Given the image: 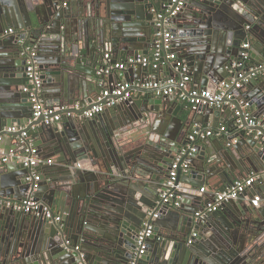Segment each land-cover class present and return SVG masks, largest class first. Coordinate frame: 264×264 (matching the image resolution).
I'll list each match as a JSON object with an SVG mask.
<instances>
[{
	"label": "water",
	"instance_id": "1",
	"mask_svg": "<svg viewBox=\"0 0 264 264\" xmlns=\"http://www.w3.org/2000/svg\"><path fill=\"white\" fill-rule=\"evenodd\" d=\"M61 2L0 0V30H20L19 36L37 49L44 105L61 109L80 99L87 102L84 109L90 108L91 93L134 83V72L139 86H132L130 96L108 114L80 118L82 110L72 109L64 122L45 125L42 118L33 119L22 91L27 82L25 45L16 35L0 39V150L28 149L52 160L38 168L34 196L53 216L49 221L4 204L25 198L28 168L0 159V264H264V178L252 190L262 194L259 207L229 201L202 219L195 212L205 196L183 190L215 181L221 191L251 173H264V135L255 136L256 129L243 117L238 122L232 115L225 124L228 133L217 141L203 139L199 146L198 140L188 139L193 130H204L201 126L216 128L215 117L227 106L238 109L239 97L264 125V74L251 78L245 91L235 90L234 98L220 107L193 108L173 101L174 95L155 97L154 89L143 86L150 80L147 74L156 78L155 71L136 64L98 75L104 67L99 59L102 51L113 58L150 57L157 30L154 15L171 0H70L67 7ZM37 11L42 19L32 17ZM167 22L172 51L186 61L193 85L236 78L241 71L248 73L253 61L264 60V0H184ZM246 39L249 48L240 47ZM245 50L248 60L236 65ZM81 73L88 80L74 84ZM10 127L15 130L8 132ZM191 147L195 152L188 156ZM182 152L189 172H178L176 183L182 187L174 192L181 198L163 204L164 181ZM79 161L97 169L74 168ZM150 212L157 213L154 220ZM146 219L154 225L153 234L144 252L133 257Z\"/></svg>",
	"mask_w": 264,
	"mask_h": 264
},
{
	"label": "built area",
	"instance_id": "2",
	"mask_svg": "<svg viewBox=\"0 0 264 264\" xmlns=\"http://www.w3.org/2000/svg\"><path fill=\"white\" fill-rule=\"evenodd\" d=\"M184 0H171V4L167 6L164 12H158L154 15V22L157 30L154 32L153 39V51L148 56H129L123 61H112L110 54H105V65L97 73L98 75L110 74L116 70H124L128 65L140 64L142 67L149 68L155 71L160 68L161 65L169 63L172 69V75H168L162 79L153 78V74H149V81L143 84L146 88H152L155 93L159 96H169L174 95L179 102L189 105L190 107H198L203 105H211L215 107H220L222 104L234 98V91L242 89L244 84L248 83L251 78H255L258 75L264 74V60L250 67L248 73L241 71L238 77L231 78L227 81H221L217 84L209 86H197L190 82V75L188 66L184 59L178 58L176 53L172 51V40L173 34L167 22L168 18L175 16L183 7ZM16 35V30L12 27L4 28L0 31V38H6L8 36ZM21 42V41H20ZM249 43L244 42L242 48H249ZM25 52L28 54L25 75L27 77V82L22 88L24 93L28 95V101L31 103L33 111V119L42 118L45 125H51L60 121L62 113L57 110L58 108H50L44 105L43 98L41 96L42 91V80L41 72L38 69V65L35 58V49L27 46ZM249 58V52L247 50L241 52V61L236 65H242V63ZM132 86H139L138 83L123 82L116 84L112 89H104L93 100L94 105L90 108L84 109L85 107L79 103L72 105L65 115L71 116L72 109L82 110L78 117L90 118L96 114L101 113L105 108L113 107L119 102L127 99L130 96V88ZM239 108L233 109V115L237 117V121L240 122L239 117H243L247 124L254 127L255 136L264 135V125L262 122L253 116L252 111L248 108L247 102L239 97L238 99ZM68 109V108H66ZM262 127V129H260ZM8 132L14 131V127L6 129ZM223 133H228V128L226 125H221L216 128L209 130H193L189 135L188 139L190 141H195L204 136L210 135H220ZM22 136L26 135V132L21 133ZM2 136H0V139ZM264 140V136H262ZM195 152V148L190 149L188 156H191ZM184 152L176 154L168 173V177L164 181L166 190L160 195L163 204L168 203L172 198L180 199L181 197L175 194L174 190L180 189L182 186L176 183L178 178V172L181 171L183 174L189 172V162L185 157H183ZM0 159L2 162L17 161L21 162L23 167L28 168V172L24 176V181L29 185L28 192L23 200L18 202L7 201L4 204L18 211H23L25 213H34L36 215H42L45 219L53 218L52 214L49 212L48 207L35 198L34 193L39 187V172L38 167L41 165L51 164V159H44L38 155L30 153L28 149L25 153L16 151L11 148L6 153L0 150ZM79 165V164H78ZM264 177V173L262 174ZM260 178V175L253 174L243 179H239L233 182L225 189L218 191L215 190L211 193L210 197L205 200L204 205L201 209L195 212L196 219H202L209 215L210 213L216 212L221 209L224 203L229 201L238 200L245 192L253 187L255 182ZM183 190L194 192L198 195H202L206 192L205 186L199 187L197 190L184 188ZM3 201L0 200V203ZM263 202V197L261 193L251 194L248 198V203L252 207H259ZM178 205V202H175ZM151 220L157 217V213H149ZM55 220H58V216H54ZM154 225L148 219L143 222L142 228L138 232L136 239V247L133 251V257H137L144 252L147 248V240L153 234ZM190 242V240H188Z\"/></svg>",
	"mask_w": 264,
	"mask_h": 264
},
{
	"label": "crops",
	"instance_id": "3",
	"mask_svg": "<svg viewBox=\"0 0 264 264\" xmlns=\"http://www.w3.org/2000/svg\"><path fill=\"white\" fill-rule=\"evenodd\" d=\"M63 2H66V4L64 5H62L63 7H67L68 5H69V3H70V0H63ZM63 2H61V4L63 3ZM60 4V5H61ZM32 17L34 18V19H37V17H39L40 19H42L43 18V16H42V13L40 12V11H37V13H35V12H32ZM170 26V25H169ZM167 28L168 29H170V27H168L167 26ZM244 42H247V43H249L250 44V42H249V40L248 39H246ZM243 42V43H244ZM92 43V42H91ZM68 45V47L70 48V46H69V44H67ZM250 46V45H249ZM83 52V51H82ZM105 53H108V54H110V52L109 51H107V52H104V54ZM67 57V54L65 53V58ZM111 58V60L112 61H123V60H125V59H121V58H113V57H110ZM99 63L101 64L102 63V65L104 66L105 65V57L101 60V59H99ZM255 63V61H253V64H252V67H254L256 64H254ZM83 65V64H82ZM132 65H136V64H132ZM84 67H86V68H88V66L85 64V65H83ZM90 66V65H89ZM251 67V68H252ZM250 68V69H251ZM116 71H121V70H116ZM172 72V69H171V65L169 64V63H166V64H163V65H161L160 66V68L159 69H157L156 70V78L157 79H162V78H164V77H167L168 75H170V73ZM138 76H139V74H138V72H134V82H137L140 78H138ZM146 77L147 78H149L150 76H149V74H147L146 75ZM82 78H84L85 79V81L86 80H88L87 79V77H84V75L81 73V76L80 77H78L77 78V80H75L74 79V84H75V82H77L78 81V83H80V81H81V79ZM138 78V79H137ZM94 80V79H93ZM102 83H104V81H105V79H101L100 80ZM77 83V84H78ZM73 84V85H74ZM74 86H77V85H74ZM69 86H67V91H68V88ZM65 89H66V87H65ZM245 91V88H243L241 91ZM100 93V91H97V92H94V93H91V97L93 98V100H95L96 99V96L98 95ZM154 95H155V97H161V96H159V95H157L156 93H154ZM76 96L77 95H75V98H76ZM173 101H176L177 103H178V101L179 100H177L176 98L173 100ZM75 103H79L80 105H82V106H84V107H86L87 106V102H85V101H81L80 99L79 100H77L76 102H74V104ZM176 103V104H177ZM73 104V105H74ZM228 105V104H227ZM63 108H68V109H70V108H72V106H69V105H67V106H64ZM110 107H108V108H105L104 109V111L102 112V113H109L108 112V109H109ZM232 108H233V106H227L226 107V110L224 111V113L222 114H220L219 116L217 115L215 118V120H216V122L218 123L217 124V126L216 127H219V126H221V125H225L226 124V121H229L230 119H232L233 118V111H232ZM57 110H59V109H57ZM110 111V110H109ZM108 117V119H109V116H107ZM219 118V119H218ZM66 120V115L65 114H63L62 115V117H61V119H60V121H58V122H64ZM196 120H198V121H201L202 120V117H200L199 115L197 116V119ZM260 121H261V119H259ZM58 122H56V123H58ZM262 122V121H261ZM56 123H54V124H52V125H55ZM206 124H208V123H206ZM194 126H196V124L194 125ZM227 126V125H226ZM202 128H204V130H209V129H212L213 127H211L210 125L209 126H207V127H203V126H201ZM215 128V127H214ZM228 128V127H227ZM235 130H233L232 132H234ZM235 133V132H234ZM222 136V134H220V135H210V136H204V137H202V138H199V139H197L198 140V145L199 146H202L203 145V142H201L203 139H205V140H207V138L208 139H210V140H212V141H217L216 139L217 138H219V137H221ZM50 158V157H49ZM44 159H46V158H44ZM53 162H54V160H53ZM79 164V165H78ZM76 167H74V168H81V169H84V170H93V169H97V166H92L91 165V163L89 162V161H79V162H77L76 164ZM45 166H48V165H41L40 167H45ZM40 167H38V168H40ZM254 173H251L250 175H248V176H251V175H253ZM263 174V173H262ZM262 174H258V175H260V178L257 180V182H255V184L253 185V187L251 188V189H249L247 192H245V194H243L238 200H235L237 203H239V205L240 206H245V207H248L250 204L248 203V198L250 197V195L251 194H254L253 193V188H255V186L257 187V186H259V185H261V180L264 178L263 176H262ZM244 176H246V175H244ZM248 176H246V177H248ZM246 177H244V178H246ZM240 179H243V178H240ZM215 181H210V183H204L203 185L205 186V189H206V192L204 193V194H202V195H204L205 196V200L206 199H208L209 197H210V195H211V193L213 192V191H215V190H217L216 188H215ZM261 204H263V202L261 203ZM260 204V205H261ZM259 205V206H260ZM250 207V206H249Z\"/></svg>",
	"mask_w": 264,
	"mask_h": 264
},
{
	"label": "flooded vegetation",
	"instance_id": "4",
	"mask_svg": "<svg viewBox=\"0 0 264 264\" xmlns=\"http://www.w3.org/2000/svg\"><path fill=\"white\" fill-rule=\"evenodd\" d=\"M65 5L66 4V2H63L61 5ZM5 28V27H4ZM4 28H2L1 30H3ZM13 28V27H12ZM0 30V31H1ZM20 34H23L20 30H16V36H18V43L19 44H24L25 45V48L27 47V46H30V47H32V48H34L35 49V56L37 55V49H36V47L34 46V45H31L30 43H29V39H27V38H24V37H20L19 35ZM13 36V35H12ZM9 37V36H8ZM7 38V37H6ZM0 39H4V38H0ZM21 41V42H20ZM242 44L243 43H241V45H240V47H242ZM103 52V57H101L100 59L102 60L103 58H104V56H105V54H104V52L105 51H102ZM22 56L26 59V62H27V58H28V54L24 51L23 53H22ZM104 111V110H103ZM102 111V112H103ZM101 112V113H102ZM100 114V113H99ZM96 115H98V114H96ZM96 115H94V116H96ZM94 116H92V117H94ZM92 117H90V118H92ZM49 209V208H48ZM49 212L51 213V210L49 209Z\"/></svg>",
	"mask_w": 264,
	"mask_h": 264
}]
</instances>
